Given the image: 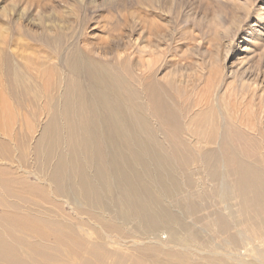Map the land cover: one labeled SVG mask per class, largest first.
<instances>
[{"label": "bare ground", "instance_id": "1", "mask_svg": "<svg viewBox=\"0 0 264 264\" xmlns=\"http://www.w3.org/2000/svg\"><path fill=\"white\" fill-rule=\"evenodd\" d=\"M174 1L178 2V0H171L170 2L173 3ZM36 3L40 4V6L42 5L41 1ZM41 15L40 21L42 23L45 15H43V12ZM45 27L47 26L44 25V29ZM121 28L119 26L112 27L110 31H112L111 33L117 32ZM162 28V25L158 29L154 25L150 26L149 33L148 35L146 34L147 36L143 40L145 44L141 45V49L138 48L139 52L137 53V57H135L136 61L130 62L138 71V77L136 76L138 79L135 80L136 83L133 82L134 80L132 82L130 79L128 80L123 74L117 73L111 68L113 66H110V64L99 60L95 56L97 51L94 50V46L91 47L92 45L90 46L86 43L81 46L80 43L82 40L78 41V37L75 36L73 31V33L71 32L69 34L64 29H59L58 32L55 31L56 33L53 35L45 34L42 36L43 39L40 40L42 43L40 41H33L31 44L28 43L25 46L24 42L21 44V46H24L23 50L31 49L32 54L16 53L19 56H16L15 63L11 65V61L8 60L4 64V67L0 65V96L3 95L6 100H10H7L5 103L0 102V110L6 108L8 111H11L14 108V110L17 109L19 111V107H27V100L31 97L30 94L28 96L27 91L33 90V88L30 89V86L26 84V75L29 73L28 70L30 71L33 68L36 72H33L28 77H33L42 83L41 90L38 94L33 93L31 90L33 95H36L35 99L31 100L38 107L34 114L37 116V114L41 113L38 110L41 109L50 116L49 121L42 127L40 136L35 141L33 148L35 158L39 160L38 166L34 169L38 183L30 182L31 179L27 177L29 171L25 169L29 167L27 158L29 157L28 151L30 144L24 145V142L21 141L24 138L15 137V147L18 148L15 154L14 150L16 148L14 147L13 150L12 143H9L5 138V140L2 137L0 138V160H5L10 163L16 157L14 162L17 163L16 166L0 165V195H3L10 202L8 207L5 206L6 210L0 214V227H3V231L0 228V264H25V262L22 263L20 261L21 257L19 254L21 250L15 245L20 242L27 246L26 253L29 260L31 259L30 256L41 254L44 258L42 264H78L79 262H81L80 264H107L105 262L108 261V258H113L114 254L118 256V264H123L126 261H130L131 264H147L148 261H143L142 259L148 257L149 254L147 255L140 247L128 253L126 251H124L125 253H121V251H116L115 253L111 252V250L107 251L104 249L109 241L119 242L115 240L117 236L119 240L123 235H132L128 238L143 236L134 233V231L133 233L131 232L132 234H124L126 229L124 223L130 221L140 223L141 227L144 224L146 229L154 228V230L162 222H178L181 225L186 223L185 219H179L170 210L171 208H168L167 205L164 206L165 201H162L161 196L158 197L154 194V189L148 185L150 184L149 182L145 184V181H143V173L141 172V168L145 173L150 172L149 164L146 163L144 155L150 159L156 157L159 161H163L166 158L164 154H161L162 152L160 153V151H163L162 148L159 154L154 155L155 146L153 145L154 142L152 140L150 141L151 137L142 138L143 134L150 136L152 133V129L150 128L152 125L151 122L149 123L148 116L161 118L163 122L162 126H166L167 131H169L167 140L168 145L172 147L170 152L183 160V162L188 163L191 159L196 158V155L200 158L199 155H202L203 152L201 146L198 149L195 145L192 148H188L191 153L193 152V156L191 155L189 157L182 150L180 154L181 147L176 143L178 142V133L181 131L180 126H184V123L182 124L183 118L181 111L178 110L177 106L180 107L178 104L185 106L186 102L184 100H177L178 104L170 102L173 105L171 109H173L169 110L168 114L165 112L167 109L166 104L168 103L165 95L166 97H170L171 94L169 91L173 92L174 89V92L176 91L180 94L190 93V91L196 88V82L199 80L198 74H195L196 78L190 75L191 77L188 78L189 83L182 85L181 69L178 68L179 66H176V69H172L174 64L168 60V54L170 53L169 46L160 49L158 45L154 44V36L156 32L162 34ZM168 31L171 37L173 33L170 30ZM19 32L21 33V31ZM112 44L113 42L109 43L108 47H111ZM18 57H21L28 69L26 66L21 65L22 62ZM184 57L185 55H182V59ZM0 59L2 60L1 50ZM131 59L134 60V57ZM188 62L193 61L187 60ZM60 66H63V68ZM159 67H162L165 72L159 74ZM219 72L220 65H212L209 73L210 77L207 76L209 79L205 81L207 82V89H205L206 92H203L206 95L204 99L201 100L200 98L198 100L199 102L195 101L194 106L199 107L197 110V118L189 117V120H186V123L189 125L199 124L196 127V134H192L199 140L198 144L200 143L202 146L208 145L212 147L213 144L219 142V137L222 140L226 138L225 143H221L224 145V149H221L222 151L220 153L216 150L217 152L212 151L207 155L211 158L208 164L210 174L208 172L207 176L214 179L213 184L210 183L208 188L203 187L205 189L203 191L204 197L201 200L205 201V199L211 197V201L214 202L216 195L221 194L222 190L220 186V182L222 181L218 180L222 177L224 171H228L230 175H237V178L240 180L239 182H243L242 184L239 183L240 186H237L235 190L242 196V204L244 207L246 206V211L248 212L249 204H254L256 201H262V205L264 206V159L262 160L258 157L256 159H250L243 156L233 144L237 138L233 136L235 139L233 141L231 137L233 134L230 136L231 138L228 137V130L221 127L232 126L236 120L233 117L235 111L229 107L232 100H229L227 104L225 103L228 107L225 109H228L227 112L229 113H224L230 115L231 121L229 120L228 123H223L221 118H219L218 109L210 103V98H207L213 92L215 80L219 78ZM245 72L244 70L234 73L233 79L229 84V89L232 92L236 91V93H240L241 96L245 95V91H240L235 81L237 78L242 79ZM244 86L242 85L243 89H245ZM37 96L45 97L47 100L45 103H40L36 99ZM246 103H248L246 100H239L240 105ZM239 123L241 124V122ZM138 126H140L138 130L134 128ZM1 127V134L6 135L8 130ZM31 130L33 129L31 128ZM256 132L258 133V128ZM262 135L260 136L262 137ZM249 137L250 139L252 138V136ZM9 139L12 140V138ZM229 139H232V142ZM253 140L255 141V139ZM254 141H252V144ZM247 142L251 145L250 141ZM65 143L68 144L67 147L69 148L62 151L60 147ZM223 145L221 146L223 147ZM216 146L218 149L219 146ZM244 146L242 144L243 149L245 148ZM251 148L253 149V147ZM246 150L250 151V149ZM148 157H146L147 160L149 159ZM206 164L207 162L204 165ZM253 171L256 174H252L251 172ZM4 174H8V176L6 177ZM159 176L160 178H157V185L161 193L166 194L165 192L170 193L171 191H176V188L179 189L180 183L178 180L174 178V180H167L161 172H159ZM113 183L119 186L120 192H118L121 193V196L116 199V206L119 208V212H116L115 216L106 217L101 214L102 211L109 209L108 206L104 205L103 195L107 194V196H110L113 194L116 189ZM24 188L29 193L28 198L35 197L38 193L39 196L36 197L39 201L35 200V198L32 201L33 203L38 202L35 203L36 206L46 207L47 205L54 208L56 206L63 213L62 218H64L66 213L59 199L65 198L66 200L68 198L70 200V193H76L86 201V205L84 206L86 208L83 206L78 207L79 212L88 215L89 218L86 220L82 219L83 221L75 218L76 220H71L72 222L69 225L62 224L61 222L59 224L53 220H49V217L52 215H48L45 212L40 216L32 215L33 207L30 204L24 206V209H18L21 204L18 205L17 202L20 200L25 202L27 200L20 194ZM243 189L245 190L243 191ZM255 192L259 195L258 200H249V194L251 195ZM9 198L17 200L13 201ZM186 203L188 204L189 201ZM186 203H181V205L185 206ZM189 204L193 205H189L190 208H199L194 202ZM156 210L160 214H155L154 211ZM241 210L244 211L243 209ZM45 211L48 212L49 210L46 209ZM50 212L52 211L50 210ZM55 214L57 213L55 212ZM3 219L8 220L9 225H1L4 222L2 221ZM168 223L167 226L170 225ZM94 226L100 227L102 231H98L102 234L105 233L106 235L107 232L110 234L112 231L115 235L114 237L113 235H108L107 239H105V235L103 234L102 236L100 234L102 239L100 242H91L88 239H84L81 231L87 230L85 229L86 227L94 228ZM183 228L188 233L198 234L197 231H192V227L188 223ZM9 239H11V244L9 243ZM67 239L70 244L67 242ZM170 241L175 242V235L174 237H170ZM122 247L124 246L122 245ZM147 249L153 251L162 250L160 245L156 243L148 246ZM183 249L181 251L179 250V255L187 259L188 253L190 252L189 247H183ZM41 250L43 251L41 252ZM124 250H129V248ZM167 253L170 256L175 254L173 248L168 250ZM63 256L67 259H63ZM153 256L155 255L150 256V258H153ZM91 257H94V259ZM36 262L39 263L38 261ZM153 262L154 264H157V262L161 263L157 259H154Z\"/></svg>", "mask_w": 264, "mask_h": 264}, {"label": "rangeland", "instance_id": "2", "mask_svg": "<svg viewBox=\"0 0 264 264\" xmlns=\"http://www.w3.org/2000/svg\"><path fill=\"white\" fill-rule=\"evenodd\" d=\"M38 1H41L43 6L36 3ZM170 1L171 0H0V40L2 42L0 44L2 56L0 65L4 67V64L8 60L11 61V65L15 63L16 56H19L16 53L32 54L31 49L26 51L23 50L24 46H21V44L24 42L26 46L33 41L37 42L42 40V36L45 34L53 35L56 33L55 31L58 32L59 29H64V31L69 34L73 31L75 36L78 37V41L82 40L80 43L81 46H83V44L85 45V43L90 46L92 45L91 47L94 46V50L97 51L95 56H97L99 60H103V62L110 64V66H113L111 68L117 73L123 74L128 80L130 79L131 82L133 80V82H135V80L138 79V71L130 62L136 61L135 57H137L141 45L145 44L143 40H145L148 35L150 26L154 25L158 29V27L162 25V34L156 32L154 44L158 45L160 49L169 46L170 53L168 54V60L172 61L174 64L172 69H176L178 66V68L181 69L182 85H184V83H189L188 78L191 77L190 75L196 78L198 74L199 80L196 82V88L190 91V93L180 94L176 91L174 92V89L173 92L169 91L171 96L166 97L165 95V99L168 100L165 112L168 114L169 110L173 109H171V106H173L171 103L178 104L177 100H184L186 102L185 106L181 104H178L180 107L177 106L178 110L181 111L183 118L182 124L184 123V126H180L181 131L178 133V142L176 143L181 147L180 154L182 150L185 155L190 157L193 152L191 153L188 148H192L195 145L198 149L199 146H201L203 152L202 155H199L200 158L196 155V158L191 159L188 163L183 162V160L170 152L172 147L168 145L167 127L162 126L163 122L161 118L148 116L149 123L151 122L152 125L150 126L152 133L150 136L143 134L142 138L151 137L150 141L152 140L155 146L154 155L159 154L162 148L163 151H160V153L162 152L161 154H164L166 158H164L163 161H159L156 157L150 159L148 156L144 155L146 163L149 164L150 172L145 173L142 168L141 172L143 173V181H145V184L149 182L150 184L148 185L154 189V194L158 197L161 196V199H163L162 201H165L164 206L167 205L168 208H171L170 210H172L179 219H185L186 223L181 225L178 222H162L159 223L154 230V228L146 229L144 224H142L141 227L140 223L130 221L124 223L126 228L124 234H132L134 231V233L143 236L128 238L132 235H123L120 240L117 236L115 240L119 242L109 241L106 247L103 244L105 247L104 250H111V252L115 253L116 251H121V253H125L124 251H126V253H128L140 247L147 255L149 254V258L145 257L142 259L143 261H150L149 264H154V259L161 261V263L157 262V264H180V262L181 264H264V213H255L250 208L247 212L244 209L242 196L235 190L237 186H240L239 183H243L242 181L239 182L240 180L237 178V175L231 174V176L228 171H224L222 177L220 179L218 178V181H222L220 182L222 189L221 194L216 195L214 202L211 201V197L207 199L204 198L205 201L201 200V198L204 197L203 191L205 189L203 187L208 188L210 183L213 184L214 179L207 176L208 172L210 174V170L208 169V164H204L211 161V158L207 155L212 151H218V153H220L222 151L221 149H224V145L221 143H225L226 138L222 140L221 137H219V142L213 144L212 147L208 145L202 146V144H198L199 140L192 134L196 132V127H198L199 124L189 125L186 123L189 117L194 119L197 118V110L199 107H195L194 105L196 102H199L198 100H200V98L201 100L204 99L206 95L205 89H207V82L205 81H208V77H210L209 73L212 65H220L219 78L215 80L213 92L207 98H210V103L218 109L219 118H221L223 123H228L229 120L231 121L230 115L224 113L228 111V109H225L227 107L226 104L229 100H232L229 107L235 111L233 117L236 121L233 122L232 126L221 127L228 130V137L233 134L231 137L233 138V136H235L237 138L236 142L233 144L243 156L250 159H256L257 157L262 160L264 159V0H178V2L174 1L173 3ZM166 3L169 4L166 5ZM41 11L43 15H45L42 19V23L40 21V16H42ZM43 24L50 29L47 27L44 29ZM116 26L122 28L117 32L111 33V28H115ZM70 27L73 28L70 29ZM164 28L166 29L163 30ZM168 30L173 33L171 37ZM19 31H21L22 34ZM1 36H3V39ZM111 42H113L112 46L108 47ZM40 43L42 42L40 41ZM139 45L140 47H138ZM95 46L98 47L95 48ZM57 48L56 46V49ZM182 55H185L184 59H182ZM132 57H134V60L131 59ZM18 58L22 62L21 65L27 68V65L22 61L21 57ZM187 60L193 62L187 63ZM60 67L63 68V66ZM244 70L246 72L242 78L243 80L237 78L235 81V84L238 85V89L240 91H245V95L241 96V94L236 93V91L232 92L229 89V84L233 79L234 73ZM28 72L29 73L26 72L27 75L24 73L26 75V84L30 86V89L33 88V90L31 89L33 93L38 94L41 90L42 83L40 80L38 81L33 77H28L33 72H36L33 68L30 71L28 70ZM164 72L163 68L159 67L158 73L161 74ZM242 85H245V89H243ZM31 90L29 91L31 92ZM29 91H27V94L28 96L30 94L31 97L27 100V107H19V111L17 109L14 110V108L8 111V109L4 108V105V109L0 110V127L2 126L1 128L8 130L6 135H2L0 132V138H5L9 143H12L11 146L13 150L16 146L15 137L24 138L23 140L21 139L24 145L30 144L28 151L29 157L27 158L29 167L25 169L29 171L27 177L31 179L30 182L38 183L34 169L38 166L39 160L35 158L33 148L35 141L40 136L42 127L49 121L50 116L40 108L38 112L41 113L37 114V116L34 114L38 107L31 99H35L36 95L34 94V96L33 93ZM36 99L40 103H45L47 100L45 97L41 96H37ZM7 100L3 95L0 96V102L5 103ZM239 100H246L248 103L240 105ZM1 105L3 104L1 103ZM211 117L213 118L212 115ZM239 122H241V124ZM139 127L140 126L134 128L138 130ZM31 128L33 130H31ZM255 128H258V133ZM245 134H247V136H245ZM261 134H263L262 137L260 136ZM249 136H252V138L250 139ZM9 138H12V140ZM253 139H255V141ZM234 140L233 138V141ZM230 141L232 142V139ZM247 141H250L252 146L249 145ZM252 141H254L253 144ZM245 142L246 144H244ZM242 144L243 146L245 145L244 149ZM67 145V143L63 144L60 149L62 151L66 150L69 148ZM216 145L219 146L218 149ZM221 145H223V147ZM239 147L243 150H240ZM251 147H253V149ZM17 149L18 148L14 150L15 152L13 151L15 154L17 153ZM246 149H250V151ZM245 151H247L248 154H246L247 152L245 153ZM146 157L149 159L147 160ZM14 160H16V157H14L12 160L13 162L10 163L5 160H0V165L16 166L17 163L14 162ZM159 172H161L167 180H178L180 183L179 189L176 188V191H171L170 193L165 192L166 194L161 193L157 185V178H160ZM4 175L6 177L8 176V174ZM113 184L116 186V189L113 194H111L112 196H107V194L103 195L105 203L103 200L102 201L109 209L102 211L101 214L106 217L115 216L116 212H119V208L116 206V199L121 196V193H119V186L115 183ZM25 190L24 188L20 194L27 200L25 202L21 200L17 202L18 205L21 204V206H17L18 209H24V206L30 204V206L33 207V212H31L32 215L40 216L45 212L48 215H52L49 217V220H53L59 224L61 222L62 224L69 225L72 222L71 220L79 219L83 221L89 218L88 215L79 212L78 207H84L86 201L76 193H70L71 202L68 198H66V200L65 198L59 199L66 213L64 218H62L63 213L58 210L59 208L47 205L46 207L36 206L35 203L38 202L33 203L32 201L34 198L38 200L36 197L39 196L38 193L35 197L28 198L29 193ZM244 190L245 189H243V191ZM0 198V214H2L6 210V207L9 206L10 202L3 195H0ZM9 199L13 200L12 198ZM16 200L17 199H14L13 201ZM187 201H189V203L194 202L199 208H190V206L193 205L187 204ZM181 203H186V205L182 206ZM46 209L49 211H45ZM50 210L52 212H50ZM10 211L12 212L11 209ZM55 212L57 214H55ZM154 213L158 214L159 212L156 210ZM248 218L249 220H247ZM2 221L4 222H2L1 225H9L8 220L3 219ZM167 223L170 225L167 226ZM187 223L192 227V231L195 230L198 234L186 232L183 227ZM139 225L140 227H138ZM171 226L172 228H170ZM0 228L3 231V227ZM85 229L87 230L81 231L84 239H88L91 242L102 241L100 236L102 233L99 232L102 231L100 227H86ZM103 234L105 235V233ZM108 235H113L114 237L115 233L111 231L110 234H108L107 232L105 239H107ZM174 235L175 242H171L170 237H174ZM134 241H136V243H134ZM67 242L70 244L68 239ZM9 243L11 244V239H9ZM155 243L159 244L162 250L153 251L147 249L148 246L154 245ZM15 245L21 250L19 256L21 257L20 261L22 263L42 264L44 258L41 254L32 255L29 260L26 253L27 246L22 242L16 243ZM122 245L124 247H122ZM182 245L183 247H189L190 252L188 253L187 259L179 255V250L181 251L183 249ZM127 248H129V250H124ZM172 248L174 253L178 256L175 254H172V256L168 255L167 251ZM43 250H41V252ZM152 255L155 256L150 258ZM91 258L94 259V257ZM161 258L163 259L159 260ZM63 259L67 258L63 256ZM182 259L184 260L182 261ZM80 263L81 262L78 264ZM105 263L118 264V256L114 254V257L108 258V261ZM123 264H131V262L126 261Z\"/></svg>", "mask_w": 264, "mask_h": 264}, {"label": "water", "instance_id": "3", "mask_svg": "<svg viewBox=\"0 0 264 264\" xmlns=\"http://www.w3.org/2000/svg\"><path fill=\"white\" fill-rule=\"evenodd\" d=\"M166 131H167V129H166ZM168 134H169V131H168ZM207 164H209V162ZM251 173L256 174L254 171ZM258 198H259V195L256 192L251 194V195L249 194V200L256 201V200H258ZM249 208L252 209L255 213H261V214L264 213V206L262 205V201H259V202L256 201V203H254V204H249ZM244 209L246 210V206Z\"/></svg>", "mask_w": 264, "mask_h": 264}]
</instances>
